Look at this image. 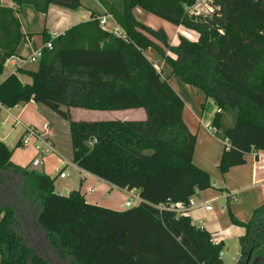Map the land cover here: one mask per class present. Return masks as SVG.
I'll return each instance as SVG.
<instances>
[{
    "label": "trees",
    "instance_id": "1",
    "mask_svg": "<svg viewBox=\"0 0 264 264\" xmlns=\"http://www.w3.org/2000/svg\"><path fill=\"white\" fill-rule=\"evenodd\" d=\"M99 1L124 36L95 16L55 38L44 34L52 49H43L35 70L19 71L30 84L15 74L1 81L23 39L17 13L29 5L45 15L56 0H12L15 9L0 4V103L12 109L33 101L55 113L68 122L72 163L112 187L137 191L143 201L114 211L87 203L80 190L56 193L63 170L51 178L18 166L0 141V264H224V244L189 214L157 208L187 204L213 183L194 164L197 139L184 121V101L145 51L159 49L172 73L215 107L214 135L229 143L219 164L224 175L244 165L248 154L264 152V0H214L222 16L206 23L191 20L181 7L195 0ZM136 9L198 38L179 35L170 45L164 31L153 32L136 18ZM148 35L159 38L163 50ZM71 109H141L146 119L74 121ZM228 114L232 126L225 124ZM227 209L232 224L245 230L235 264L249 257V264H264V205L246 223Z\"/></svg>",
    "mask_w": 264,
    "mask_h": 264
},
{
    "label": "crops",
    "instance_id": "2",
    "mask_svg": "<svg viewBox=\"0 0 264 264\" xmlns=\"http://www.w3.org/2000/svg\"><path fill=\"white\" fill-rule=\"evenodd\" d=\"M79 2L80 6L72 9L67 6L68 0H56V2H53L49 6L48 12L45 15L38 13L34 7L29 5L23 6L20 9V12L17 13V18L21 25L23 39L17 50V56L6 62L9 66V71L6 72L7 65L5 64L1 81H5L10 75L15 74L23 84H30L31 79L20 74L19 71L36 69L37 64H32L28 60L44 47V34L47 33L51 38H55L79 24L90 22L93 16L101 20L108 15L107 10L99 0H79ZM0 4L3 7L16 8L12 0H0ZM150 15L152 14H147L140 9L135 10V16L140 22L156 30L152 24ZM108 25H110V28L107 27ZM103 27L113 32L116 23L107 18V23ZM160 27V30L165 29L164 31H166L165 26L161 25ZM173 29L175 32L173 37L171 38L168 35L170 45H177L179 35L186 37V34L189 33L193 41L198 38L196 33L190 32L181 26H174ZM160 45L162 46V44ZM165 52L171 56L167 50ZM145 55L156 69L168 77L170 85L184 101V121L190 132L197 139L193 157L194 164L206 171L212 180H214L212 189L196 195V206L191 210L189 216L195 225L212 234L215 243L224 244L221 257L224 264H226L225 256L230 254L233 242L239 243V238L245 233L244 228L232 224L228 216L227 206H229L232 214L239 221L246 223L251 219L253 212L264 205V152L248 154L245 156L244 165L233 167L226 174L221 175L217 171V166L219 167L225 143L216 138L214 131H211L210 127H208V124L212 121V118L209 122L207 121L208 109L212 104L211 101H207L205 98L203 103L202 93L181 82L172 73V69L165 62V56L159 49H148L145 51ZM19 76L25 79H21ZM138 111L142 110H127L118 113L123 115L122 121H141L134 117L132 119L127 118L132 112ZM142 117L141 115V119H143ZM60 119L55 113L33 101L23 107L12 109H6L2 106L0 108V141L14 150L17 143L21 141L26 127H33L41 133H48L54 144L56 153L64 159L61 151L62 138H60L61 132L59 129L62 122ZM46 126H48L47 130H45ZM65 132L68 133V129H65ZM73 166L80 172L79 190L81 194H84L87 203L114 211L125 210L124 203L128 197L127 190L112 187L95 176L80 170L76 165L73 164ZM97 187L102 188L108 194L116 192L121 195L123 204H118L114 201H109L105 205L101 204L103 201L99 197H93L97 191ZM63 191L67 195L73 190L63 188ZM119 205L122 206L119 207ZM207 205L211 206V210H205V206ZM236 252L237 258L235 263L240 257V248Z\"/></svg>",
    "mask_w": 264,
    "mask_h": 264
},
{
    "label": "rangeland",
    "instance_id": "3",
    "mask_svg": "<svg viewBox=\"0 0 264 264\" xmlns=\"http://www.w3.org/2000/svg\"><path fill=\"white\" fill-rule=\"evenodd\" d=\"M181 7L184 10V7L183 6H181ZM150 17L152 19V24L156 28V30L153 29V32L160 31V28H161L160 26L162 25V26L166 27V31H164L165 29L164 30L162 29V31H164V33L166 34V37L168 38V35L171 38L173 37V34L175 33L173 27L176 26L173 22H171V21L169 22L168 20L162 18L158 14H152V15H150ZM107 27L110 28V25H108ZM157 29H159V30H157ZM148 41L155 44V47L159 46L163 50V46H161L159 44L161 42L159 40V38H156L153 35H148ZM150 49H153V48H150ZM154 49H157V48H154ZM8 71H9V66L7 65L6 66V72H8ZM19 77L21 79H25L22 76H19ZM193 88H195V87H193ZM196 90L199 91L198 89H196ZM199 92L202 93L201 91H199ZM204 101H205V96L203 95V103H204ZM208 110H209V114L207 115V121L209 122L210 119L213 118L216 109L213 106V104H211V106L209 107ZM141 115L143 116L142 117L143 119H141ZM128 116H129V117H127L128 119H132L134 117L137 120H144L146 118L143 110L138 111V112H132V114H129ZM71 117H72V120H74V121L94 122V121L122 120L121 118L123 117V115L119 114L118 112H108V111L103 112V111H89V110H82V109H73V110H71ZM60 121L62 122V124L60 126L61 128L59 129L61 132L60 138H62L61 139L62 140L61 151H62L64 159H62L58 155V153L55 152L51 155H48L46 158L43 159V165L42 166H39L37 168H33L31 163H32L33 159L37 156V154H36L33 146H27V147L15 148L12 152L11 160L14 164H16L18 166H21L24 168L28 167L30 170H37L40 173L47 174L51 178H54L55 176H57L60 170H64V172L70 173V175L64 179L60 178L58 176L57 180L55 181L56 192L61 194V195H65L63 188H70V190H79V188H80V172L77 168H75L73 166V163H72V149H71V141L69 139L70 136H69L68 122L62 121L61 119H60ZM233 123H234L233 114L226 115L225 124L228 126H232ZM208 125H209L208 127H210V130L213 131L211 123H209ZM65 129H68V133L65 132ZM217 171L220 172L218 166H217ZM220 174H221V172H220ZM221 175H223V174H221ZM211 180H212V178H211ZM213 182H214V180H212V183ZM210 189H212V188H210ZM115 193L116 192H114L112 194H108L102 188L97 187V191L93 195V197H99L103 201L101 204H104V205L107 204L109 201H114L115 203H118V204L122 203L123 204L122 196L117 194V193L115 194ZM82 195L84 196V194H82ZM134 203H136V200L134 201ZM121 206L122 205H119V207H121ZM124 209H126V208L124 207ZM228 216L230 217L229 213H228ZM230 220H231V218H230ZM239 248H240L239 243L233 242V248L231 249L230 254L225 256L226 257V261H225L226 264H234L235 263V260L237 258V254H236L237 252L236 251Z\"/></svg>",
    "mask_w": 264,
    "mask_h": 264
},
{
    "label": "built area",
    "instance_id": "4",
    "mask_svg": "<svg viewBox=\"0 0 264 264\" xmlns=\"http://www.w3.org/2000/svg\"><path fill=\"white\" fill-rule=\"evenodd\" d=\"M184 11H185V15L188 18H190L193 21L201 22V23H206L208 20H212L214 17L219 18L222 16L221 8L220 6L216 5L214 0H195L194 3L191 5H184ZM107 18L114 21L113 17L108 14L106 18L101 20L99 19L100 24L102 26H104L107 23ZM113 33L117 36H121V37L124 36V32L117 25L113 30ZM219 33L223 34V31L219 30ZM186 37L192 40V36L189 33L186 34ZM43 49H52L51 42L46 43L40 51L32 55L29 58L28 62L32 64L38 63L39 59L42 56ZM19 64H21V62H19ZM157 71L161 73L160 70L157 69ZM1 107L2 105L0 103V108ZM47 127L48 126L45 127V130H47ZM213 131L215 130L213 129ZM224 143L226 147H229L228 141H224ZM21 144L22 147H27L30 145L34 146L37 156L33 159L31 163L33 168H37L41 166L44 158L56 152L54 144L48 133L47 132L41 133L38 131V129L33 127H26L25 133L21 139ZM69 175L70 173H66L64 171H60L59 173V177L63 179ZM135 200L136 203H134ZM142 201L143 200L141 199L137 191H128V197L125 200L124 207L126 209H130L139 205L140 203H142ZM195 206H196V197H192L187 204L171 203L168 205L157 206V208L160 209L161 211L169 210L177 214H189ZM205 210L206 211L211 210V206L210 205L205 206Z\"/></svg>",
    "mask_w": 264,
    "mask_h": 264
},
{
    "label": "water",
    "instance_id": "5",
    "mask_svg": "<svg viewBox=\"0 0 264 264\" xmlns=\"http://www.w3.org/2000/svg\"><path fill=\"white\" fill-rule=\"evenodd\" d=\"M249 260H250V257L248 258V261H247V263H246V264H249Z\"/></svg>",
    "mask_w": 264,
    "mask_h": 264
}]
</instances>
